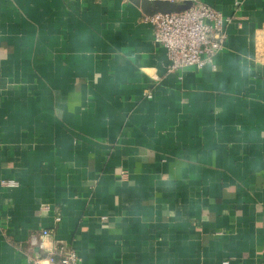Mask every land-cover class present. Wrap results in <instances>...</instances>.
<instances>
[{"label": "crops", "instance_id": "0c3cea01", "mask_svg": "<svg viewBox=\"0 0 264 264\" xmlns=\"http://www.w3.org/2000/svg\"><path fill=\"white\" fill-rule=\"evenodd\" d=\"M143 1L0 0V264H264V0L172 73Z\"/></svg>", "mask_w": 264, "mask_h": 264}, {"label": "built area", "instance_id": "2783aa9c", "mask_svg": "<svg viewBox=\"0 0 264 264\" xmlns=\"http://www.w3.org/2000/svg\"><path fill=\"white\" fill-rule=\"evenodd\" d=\"M146 20L153 28V43L165 50L167 72L190 67L215 69L213 61L224 47L225 26L230 21L220 11L207 4L194 3L182 12L156 13ZM2 183L7 187L14 186L12 181ZM48 235L47 230H42L37 237H32L31 249H43ZM77 261L73 249L56 246L45 254L28 255L25 264H77Z\"/></svg>", "mask_w": 264, "mask_h": 264}, {"label": "water", "instance_id": "95a60500", "mask_svg": "<svg viewBox=\"0 0 264 264\" xmlns=\"http://www.w3.org/2000/svg\"><path fill=\"white\" fill-rule=\"evenodd\" d=\"M143 4H147V1L144 0ZM149 5L151 7V9H153L152 14L155 13H178V12H182L185 9H187L190 5L189 4H183V5H174L173 3H170L168 1H153V2H149Z\"/></svg>", "mask_w": 264, "mask_h": 264}]
</instances>
